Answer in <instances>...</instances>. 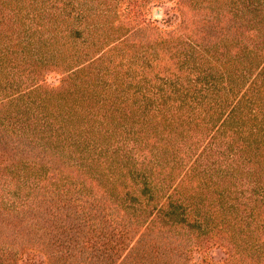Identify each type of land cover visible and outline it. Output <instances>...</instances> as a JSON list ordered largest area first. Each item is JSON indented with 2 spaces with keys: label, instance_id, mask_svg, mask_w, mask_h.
I'll use <instances>...</instances> for the list:
<instances>
[{
  "label": "trees",
  "instance_id": "1",
  "mask_svg": "<svg viewBox=\"0 0 264 264\" xmlns=\"http://www.w3.org/2000/svg\"><path fill=\"white\" fill-rule=\"evenodd\" d=\"M156 1L0 0V264H264V0Z\"/></svg>",
  "mask_w": 264,
  "mask_h": 264
},
{
  "label": "rangeland",
  "instance_id": "2",
  "mask_svg": "<svg viewBox=\"0 0 264 264\" xmlns=\"http://www.w3.org/2000/svg\"><path fill=\"white\" fill-rule=\"evenodd\" d=\"M142 2L144 4L139 6L138 10L140 11V13L138 16H136L134 14V10H131L128 15L130 18H145L146 20H148V23L146 24L147 26L145 25L146 26L145 27L146 33L143 35V40H142V42L145 44V48L150 49V46H148V42H151V44H153L154 39L167 38V37H169L170 33H171V35L172 34H174V35L179 34L183 37L185 36V34L183 32L184 29L179 30L176 28V26H173L174 21L172 24H168L167 22H165V19L168 17V15H170L172 13H173L172 15L177 16L176 17L177 19H175V20L179 19L178 12L175 9L171 8V5L173 3L172 1H166V2L156 1V2H154V0H142ZM121 9H122V5L119 7V10H121ZM170 17H172V20H174L173 16L170 15ZM131 24L132 23H130L129 25H131ZM126 30H127L126 27L122 26V28L117 29L114 26L113 29L101 31L100 32L101 35L107 36L106 37L107 41H105V45H100V43L102 41H99L96 36L92 37V39H86L85 41H83V40H81V42L78 41L80 48L77 49V52L75 53L74 58H103L101 56L102 49L105 48V46H107L108 44H111V45L116 44V46L120 45V42L122 39L121 40H114V39H116L120 35L125 36ZM128 30H130V29H128ZM142 31H144V30H142ZM186 31L188 32L187 29H186ZM84 34H86V33H84ZM91 40H93V41H91ZM134 41H135V43H137V37H134ZM169 47L173 48L172 44ZM159 48L160 49H158V55H160L161 58H166V60H167V58H170V54H171L172 49L161 47V45L159 46ZM108 57H109V54L106 55V58H108ZM114 58H118V57L115 56ZM163 61H164V59L162 60V63L160 62L161 64L158 67H156L160 71L164 70L165 65H169L171 69H176L174 63L171 60L168 59L166 62H163ZM58 79H59V76H58L57 72H55V71L49 72L48 77H47V82L49 84H53V85L59 84ZM192 159H193L192 156L191 157L185 156V157H183L182 161L188 163V161H190ZM96 195L98 197H101L100 200H102L104 202V204H107V198L102 197V194L100 192H96ZM182 237L185 240L188 239V238H186V235H183V233H182ZM127 240H128V238H127ZM17 242L19 243L17 245V250H19L21 242L20 241H17ZM205 247H206L205 248L206 250H204L203 253H205L208 258H213L214 260H219L220 258H222V256L225 255L221 246H217L215 244L209 243ZM197 252H199V251H197ZM197 252H192L191 257H193V258H190L189 260H191V261L192 260H200L201 254L200 253L198 254Z\"/></svg>",
  "mask_w": 264,
  "mask_h": 264
}]
</instances>
